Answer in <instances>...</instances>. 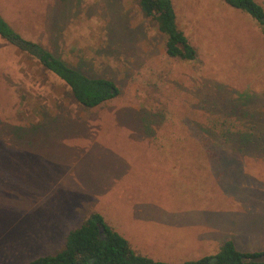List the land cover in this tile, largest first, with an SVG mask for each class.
<instances>
[{"label": "rangeland", "instance_id": "374dc122", "mask_svg": "<svg viewBox=\"0 0 264 264\" xmlns=\"http://www.w3.org/2000/svg\"><path fill=\"white\" fill-rule=\"evenodd\" d=\"M171 1L193 61L166 55L138 0H0L22 38L119 88L82 108L0 38V264L55 254L93 212L170 264L209 254L194 223L214 212L238 250H264L260 28L223 0Z\"/></svg>", "mask_w": 264, "mask_h": 264}, {"label": "trees", "instance_id": "16d2710c", "mask_svg": "<svg viewBox=\"0 0 264 264\" xmlns=\"http://www.w3.org/2000/svg\"><path fill=\"white\" fill-rule=\"evenodd\" d=\"M229 7L248 14L258 24L264 41V9L255 0H223ZM141 13L153 20L164 38L170 58L193 61L196 51L178 28L171 0H138ZM0 38L36 60L43 71L57 77L68 89L69 98L82 108H96L119 94L117 85L105 78L89 77L67 65L40 44L22 38L0 15ZM65 237L63 248L53 255L38 257L27 264H170L137 254L129 242L99 213H90ZM180 264H264V250L243 252L226 239L214 255Z\"/></svg>", "mask_w": 264, "mask_h": 264}, {"label": "crops", "instance_id": "0c3cea01", "mask_svg": "<svg viewBox=\"0 0 264 264\" xmlns=\"http://www.w3.org/2000/svg\"><path fill=\"white\" fill-rule=\"evenodd\" d=\"M34 140V139H33ZM35 142V141H34ZM119 157L118 155H114V158L117 159ZM100 164V161H97L96 166L98 167ZM104 166V165H103ZM100 194V193H96ZM176 209H164L166 212H170L169 214L164 215L165 218H162L161 221H164L166 219L167 227H172V230L175 229L174 225L169 223V217H174V221H176L181 227L182 225L180 223H184L186 219H180L177 215L173 214V212ZM163 212V210H162ZM218 213V212H217ZM213 213V215L208 214L206 217L207 225L205 224H195V228H198L197 230V236L202 235V238L200 240L201 243H199L200 250H209V254L207 255H214L218 250L219 247L223 244V242L226 240V233H225V227L222 222V219L219 216L220 214ZM168 216V217H167ZM167 217V218H166ZM167 230H163V234H167ZM134 233L128 232L127 234L122 235L128 242L130 247L139 255L146 256L150 259L155 260L154 258L158 257L157 255H160V248H166V246L158 247L157 245L149 246L144 240L138 239L135 233V238L132 237ZM128 238V239H127ZM142 246H145L142 247ZM147 248V249H146ZM158 261V260H155Z\"/></svg>", "mask_w": 264, "mask_h": 264}]
</instances>
